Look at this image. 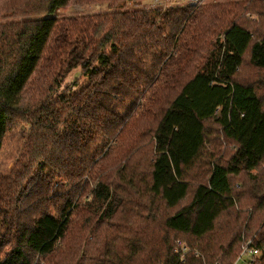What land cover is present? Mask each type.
Wrapping results in <instances>:
<instances>
[{"label": "trees", "instance_id": "1", "mask_svg": "<svg viewBox=\"0 0 264 264\" xmlns=\"http://www.w3.org/2000/svg\"><path fill=\"white\" fill-rule=\"evenodd\" d=\"M142 1L0 0L12 18L0 22V152L16 122L29 126L18 168L0 174V219L12 227L0 264L63 263L89 198L108 226L123 185L165 214L162 229L76 264H233L248 240L261 252L249 264H264V168L253 174L264 167V74L237 79L246 57L264 73V33L239 13L264 14L235 2L47 17L71 3ZM79 67L88 84L60 92ZM211 121L233 145L227 160L210 148Z\"/></svg>", "mask_w": 264, "mask_h": 264}, {"label": "rangeland", "instance_id": "2", "mask_svg": "<svg viewBox=\"0 0 264 264\" xmlns=\"http://www.w3.org/2000/svg\"><path fill=\"white\" fill-rule=\"evenodd\" d=\"M241 2L243 5L246 2L250 3L252 7L258 9V12L264 14V0H143L141 3L137 4L136 6L132 5L131 3L121 2L116 6L112 7L106 3H88V2H80V3H71L68 6L59 8L55 13L50 16L56 19L62 18H70V17H77V16H92L97 14H107L112 13L115 11H124L129 9H146V10H154V9H166L175 6H186V5H194L200 6L202 4H212V3H220V4H229ZM239 16L246 20V25L251 27V29L255 30V33L262 35L264 33V17H259L256 13H246L245 11H241ZM40 17L39 19H41ZM45 18V17H44ZM240 19V18H239ZM12 18L10 17H0V22L11 21ZM264 73L259 72L256 68H253L249 63L248 57L245 59V63L242 68L239 70L237 79L243 82H255L257 77H261ZM88 84V79L82 75V69L79 67L73 70L63 82L62 88L60 92L64 91H77L82 86ZM209 133H210V140L213 143L215 140L220 139L218 142L211 143L212 145L210 148L215 151V155L217 157L223 158L227 160V154L232 152L233 145L230 143H223L221 138V133L219 132V125L214 122H208ZM29 132V126L25 122H16L12 129L8 132L4 144L2 146L0 152V174L2 175H12L13 172L18 168V165L21 162V153L23 150L24 139L27 137ZM215 147V149H214ZM225 148V150H224ZM225 152V153H224ZM145 158V157H144ZM117 157L114 156L112 153L108 158H105L104 164L109 166H116L119 165ZM145 164V163H144ZM264 167L261 166L259 170L253 171V174H256L258 171L263 169ZM106 165L103 167V171H106ZM198 172H201V169H196ZM207 171V168H205ZM205 176H199L196 180H202ZM240 176L237 178H232V183H239ZM108 179L110 181L115 180V184L119 185V181L115 173L110 172L108 174ZM192 180V179H191ZM193 184L197 183L196 181L192 180ZM112 185V184H111ZM238 185V184H237ZM236 185V186H237ZM127 186H121V189L117 191L118 194V204H116V214L114 217L102 227L101 218L99 216L98 211V204L94 198H89L90 206L89 212H83L79 218H75V225L76 228L72 232L70 237L71 243V252L65 251V258L63 259V263L61 264H76L80 261L83 262H90L89 257L90 253H94L96 250H100L101 252L105 253L110 250V257L115 252H123L128 247V241L132 240L135 237L142 239L143 237L140 236L142 229H145V238L147 235H151L153 230H161L165 220V214L157 211H150L148 207L149 203L145 199H135V203L131 202L132 197L129 196L127 193L123 192ZM128 191V190H127ZM92 197V196H91ZM187 200L181 202L180 206L183 205ZM105 206L103 205V209ZM167 213L172 214L173 211L166 210ZM91 214V215H90ZM91 217L94 218L95 221L92 222L91 219L87 218ZM224 218H220L218 220V226L223 221ZM91 225L90 229L87 226ZM107 226V237L108 240L106 242V249L104 251L102 247L103 243V229ZM115 226V227H113ZM86 229V230H85ZM12 230L1 221L0 219V243L6 247V242L8 239V233H11ZM181 238L185 239L187 236L182 235ZM92 242L90 247L88 248L86 242ZM245 241L242 243L241 252L238 250L237 257L235 258L233 264H248L250 261L249 255H244L242 258H238L243 254L244 248L246 244L249 242ZM181 243V242H179ZM178 246L176 248L179 247ZM184 244V243H181ZM138 249V248H134ZM98 255V254H97ZM261 252L256 257L260 258ZM64 257V256H63ZM39 263L45 264L42 258L38 256ZM258 261V259H257ZM103 262L106 264H111V259L104 257ZM236 262V263H235ZM148 263V262H147ZM53 264H59V261L55 258ZM92 264V263H91ZM144 264H146L144 262ZM260 264V262H258Z\"/></svg>", "mask_w": 264, "mask_h": 264}, {"label": "built area", "instance_id": "3", "mask_svg": "<svg viewBox=\"0 0 264 264\" xmlns=\"http://www.w3.org/2000/svg\"><path fill=\"white\" fill-rule=\"evenodd\" d=\"M250 244L251 241L246 244L243 254L239 258H242L244 255H249L251 258L250 260H253V258L259 254L260 251L250 247ZM188 251H190V248L185 243H179V247L176 248V252L180 254V261L185 262V257Z\"/></svg>", "mask_w": 264, "mask_h": 264}]
</instances>
